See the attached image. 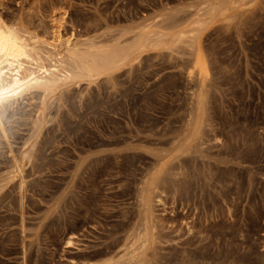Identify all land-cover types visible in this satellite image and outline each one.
I'll list each match as a JSON object with an SVG mask.
<instances>
[{
	"label": "rangeland",
	"instance_id": "374dc122",
	"mask_svg": "<svg viewBox=\"0 0 264 264\" xmlns=\"http://www.w3.org/2000/svg\"><path fill=\"white\" fill-rule=\"evenodd\" d=\"M217 1L0 0L3 19L41 40L57 18L80 47L131 29L167 38L101 76L59 81L37 136L42 91L6 105L13 147L33 154L21 189L0 164V264H264V0L209 14ZM193 43L209 70L190 141ZM7 151L0 133V160Z\"/></svg>",
	"mask_w": 264,
	"mask_h": 264
},
{
	"label": "bare ground",
	"instance_id": "6f19581e",
	"mask_svg": "<svg viewBox=\"0 0 264 264\" xmlns=\"http://www.w3.org/2000/svg\"><path fill=\"white\" fill-rule=\"evenodd\" d=\"M229 4L230 0H218L217 3L213 5L212 9L210 8L212 12L209 14H213L215 13L214 11H218L219 9L225 10ZM52 22L53 31L51 39L41 40L40 36L38 39V34L35 33L36 31L33 30L35 33V35H33L31 30L29 31L25 29L21 21L8 23L2 18V16H0V133L5 139V144L8 148V159H5L4 161L0 160V164L5 163L12 168V172L18 177L20 189L25 185L27 178L25 169L29 162H31V156L33 153L31 148L24 147L20 152H17L13 147L2 119V113L7 114V111L10 109L7 108L6 105L10 104V106H12L15 102L19 101L25 93L34 89L41 90L43 95L42 102L36 111V118L32 120V130L37 136L47 122L45 120L46 97L48 96V93L55 88L59 81L74 82L84 77L94 78L113 71L128 62L135 61L141 51L149 47L150 43L155 39L150 35L151 32H149L148 29H140L138 31L131 29L129 31H124L125 33L121 34L112 44H103L104 41H102L103 43H97L96 41H90L88 39L89 42H87V44L85 42L86 46H81L84 47L81 48L80 44L82 45V41H80V43L79 41H76L73 34L68 36L63 35L61 22L58 21V18L57 20L53 19ZM154 34L159 35L158 31H155ZM164 36L165 34L159 35L156 39L161 40L163 43V40H167ZM175 40L177 41L178 39ZM194 41L196 40L194 39ZM173 42L174 41H172V43ZM162 43L160 44L162 45ZM193 48L195 54L193 55V65L191 64L193 70L190 72V76L192 77V74L196 73L197 77L200 79L201 87H197V89L192 92V105L190 106L191 110L188 114L189 119L188 121H185V123L187 122L185 128L186 139H189L190 141L200 138L202 134V123L204 121L202 109L204 106L203 102L205 95L204 85L205 77L209 70L207 60L203 55L200 46L194 45L193 43ZM18 108L19 107H17V109ZM142 186L144 187V184H142ZM141 190L142 195L141 193L139 195L142 197L141 200L143 205L149 203L150 206L153 199H155L152 195L151 189H149L148 193L145 192L146 189H141L140 187V191ZM156 198H158L157 195ZM158 201H162L161 198H158ZM142 214L144 215V213ZM151 215L152 214L150 213L149 216ZM138 235H140V233ZM143 237H145V235ZM137 260L138 259H136V262L140 261Z\"/></svg>",
	"mask_w": 264,
	"mask_h": 264
}]
</instances>
